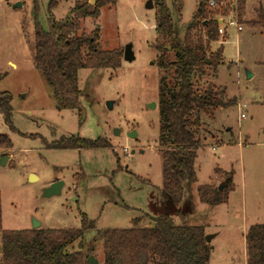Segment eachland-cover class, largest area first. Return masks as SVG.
Instances as JSON below:
<instances>
[{
    "label": "rangeland",
    "instance_id": "rangeland-1",
    "mask_svg": "<svg viewBox=\"0 0 264 264\" xmlns=\"http://www.w3.org/2000/svg\"><path fill=\"white\" fill-rule=\"evenodd\" d=\"M52 1L0 0V92L11 95L15 129L10 131L0 116V134L11 141L8 152L0 151V158H7L0 163V229L29 230L38 223L43 230H79L85 218L94 224L85 252L93 251L90 256L103 264L98 232L130 229L136 220L140 228L151 227V218L166 210L157 94L161 79L173 78L171 71L158 68L157 60L162 54L159 47L169 45L155 32L157 0H115L114 7L106 5L97 19L80 21L78 34L89 36L97 28L99 50L118 49L123 56L129 44L134 60L122 59L117 70H79L81 112L61 107L33 65L35 23L48 31L50 21L69 17L76 2L56 0L55 8L48 10ZM149 1L152 9L146 8ZM164 1L183 35L200 0ZM17 4L21 7L15 8ZM243 7L241 15L236 11L209 15L215 19L234 15L242 30L227 27L225 35L211 43L210 53L223 48L222 62L203 69L195 84L202 91L224 90L235 104L202 113L197 183L190 195L193 208L170 215L174 225L202 226L205 236L211 237L209 264H246L245 234L249 226L264 224V27L249 24L261 20L264 0H246ZM87 50L82 49V56ZM168 51L169 61H174V53ZM151 102L154 109H148ZM76 136L91 141L102 137L111 147L57 151L45 146ZM228 173L234 185L228 202L215 207L201 203L197 188H218ZM30 175L35 177L31 181ZM58 181L64 183L61 195L42 198L43 189Z\"/></svg>",
    "mask_w": 264,
    "mask_h": 264
},
{
    "label": "trees",
    "instance_id": "trees-1",
    "mask_svg": "<svg viewBox=\"0 0 264 264\" xmlns=\"http://www.w3.org/2000/svg\"><path fill=\"white\" fill-rule=\"evenodd\" d=\"M245 1L217 0L218 9L214 10L203 2L180 35L165 1L157 0L155 32L168 41L174 53V61H169L167 46H160L162 54L157 60L158 68L171 71L173 78L171 81L162 78L157 94L160 129L157 144L162 157L161 197L166 210L161 216L151 218V227L140 228V220H136L130 229L113 228L98 232L102 240L103 264H209L211 247L205 241L203 227L174 225L170 215L189 213L193 208L190 195L192 186L197 183L195 159L201 146L199 127L202 113L235 104V100H227L224 90L210 87L202 91L195 84L196 76L202 75L203 69L217 67L222 62L223 48L210 53L211 43L219 38V25L209 15L226 16L227 11L241 15ZM106 5L114 7L115 0H94L93 4L90 0H76L70 16L60 21L51 20L48 31L43 30L39 23L34 26L35 69L47 81L57 103L78 113L81 112L79 70H117L122 65L120 50H99V29L94 28L89 36L78 34L80 21L89 17L97 19L100 9ZM55 6L56 0L48 10ZM175 9L178 18L181 17L180 4ZM249 24L255 28L264 27V15L259 22ZM197 28L200 32L195 33ZM85 46L88 50L82 56ZM11 102L9 93L0 92V116L9 130L15 132ZM45 146L57 151L109 150L111 147L102 137L91 141L77 136L62 137ZM10 148V139L0 134V151L8 152ZM224 179L222 191L208 185L199 186L196 193L200 202L211 207L227 203L228 193L234 187L232 173L226 174ZM93 230L94 224L85 218L79 230L0 229L1 264H87L88 255L94 254L91 250L85 252L87 235ZM244 242L246 264H264V224L249 226Z\"/></svg>",
    "mask_w": 264,
    "mask_h": 264
},
{
    "label": "water",
    "instance_id": "water-1",
    "mask_svg": "<svg viewBox=\"0 0 264 264\" xmlns=\"http://www.w3.org/2000/svg\"><path fill=\"white\" fill-rule=\"evenodd\" d=\"M91 3L93 4L94 3V0H90ZM208 0H200V4L201 5L203 2H207ZM21 5L20 4H17L15 6V8H20ZM146 8L148 9H152V4H151V1H149L146 5ZM170 48L167 47V50H169ZM122 59L124 61H127V62H131L132 60H134V56H133V53H132V46L127 44L125 46V49L123 51V57ZM207 63H209V61L207 60L206 61ZM246 75V78L247 79H250L252 77V75L248 72L245 73ZM107 107L108 108H111L112 107V102H109L107 103ZM155 108V103L154 102H151L148 104V109H154ZM129 136L131 138H133V133H129ZM7 158L5 157H1L0 158V163L3 165L4 162L6 161ZM35 177L33 175H30L29 177V180L31 181L32 179H34ZM64 186V183L62 181H58V182H54V183H51V185H49L48 187L44 188L43 191H42V198H50V197H53V196H60L61 195V191H62V188ZM223 185L218 187V190L221 191ZM40 227V224H35L33 225L32 229H39ZM211 240V237L210 236H205V241L206 243H209ZM86 263L87 264H97L95 261H94V258L92 256L88 257L87 260H86Z\"/></svg>",
    "mask_w": 264,
    "mask_h": 264
},
{
    "label": "built area",
    "instance_id": "built-area-1",
    "mask_svg": "<svg viewBox=\"0 0 264 264\" xmlns=\"http://www.w3.org/2000/svg\"><path fill=\"white\" fill-rule=\"evenodd\" d=\"M218 2L217 0H208L206 2V7L210 8L212 10L214 9H218ZM217 24L219 25L218 27V35L220 37H223L226 33L227 27H234L237 29V31H241L242 28L239 26V24L237 23V20L235 19L234 15H231L229 17H227L226 19L222 18L220 16V18H216ZM241 118L244 117V115L241 114L240 116Z\"/></svg>",
    "mask_w": 264,
    "mask_h": 264
},
{
    "label": "crops",
    "instance_id": "crops-1",
    "mask_svg": "<svg viewBox=\"0 0 264 264\" xmlns=\"http://www.w3.org/2000/svg\"><path fill=\"white\" fill-rule=\"evenodd\" d=\"M233 7V6H232ZM222 57H223V54H222Z\"/></svg>",
    "mask_w": 264,
    "mask_h": 264
}]
</instances>
